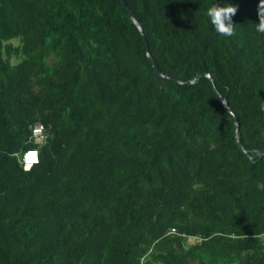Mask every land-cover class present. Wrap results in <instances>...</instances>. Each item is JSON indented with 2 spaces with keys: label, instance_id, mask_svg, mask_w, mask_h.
Segmentation results:
<instances>
[{
  "label": "trees",
  "instance_id": "obj_1",
  "mask_svg": "<svg viewBox=\"0 0 264 264\" xmlns=\"http://www.w3.org/2000/svg\"><path fill=\"white\" fill-rule=\"evenodd\" d=\"M123 1L162 76L119 0H0V264H264L259 0Z\"/></svg>",
  "mask_w": 264,
  "mask_h": 264
},
{
  "label": "clouds",
  "instance_id": "obj_2",
  "mask_svg": "<svg viewBox=\"0 0 264 264\" xmlns=\"http://www.w3.org/2000/svg\"><path fill=\"white\" fill-rule=\"evenodd\" d=\"M237 11L238 6L231 4L220 6L216 3L206 10L205 15L218 36L230 38L236 33V24L232 18L237 14ZM257 19L258 23L253 24L254 31L264 34V0H259L257 4ZM259 107L261 111H264V101H261ZM245 238L247 237L245 236Z\"/></svg>",
  "mask_w": 264,
  "mask_h": 264
},
{
  "label": "built area",
  "instance_id": "obj_3",
  "mask_svg": "<svg viewBox=\"0 0 264 264\" xmlns=\"http://www.w3.org/2000/svg\"><path fill=\"white\" fill-rule=\"evenodd\" d=\"M43 131L42 126L40 124H35L31 128V141L36 145H41L43 142ZM37 161V149L31 148L26 150L20 157V163L23 170H28L30 166ZM174 229H170L169 233L172 234ZM190 243L194 242L192 238H190ZM189 243V238L186 240Z\"/></svg>",
  "mask_w": 264,
  "mask_h": 264
},
{
  "label": "water",
  "instance_id": "obj_4",
  "mask_svg": "<svg viewBox=\"0 0 264 264\" xmlns=\"http://www.w3.org/2000/svg\"><path fill=\"white\" fill-rule=\"evenodd\" d=\"M119 1H120V3L123 5V7H124V9H125V11H126V13H127V15L130 17L131 21L134 23V25L136 26V28L139 30V33H140V36H141V39H142V43H143V46H144V53H145V55H146V57H147V60L149 61L150 65H151V67L155 70V73H156L158 76H162L161 73L158 71V68H157L156 64L153 62V60L150 58V56H149V54H148L147 46H146V42H145V39H144V37H143V35H142V31L140 30V27H139L138 23H137V22L135 21V19L129 14V11H128V9H127L126 6H125L124 1H123V0H119ZM200 76H201V77H207V78L209 77V75H208L207 73L196 72L195 75H194V77H193V79L186 81L185 84H191V83H193V82H194L198 77H200ZM168 79H170V80H172V81H174V82H177V81H175V80H173V79H171V78H168ZM177 83L181 84V82H177ZM220 101H221V104L225 107L226 105H225V101H224V99H223V98H220ZM225 108H226L227 112H229V113L232 115V118H233V121H234V128H235V131H236V118H235L234 114L230 111V109H228L227 107H225ZM235 141H236V144L238 145V147H239L242 151H244L243 148H242V146H241V144H240V142L238 141V137H237V135H235ZM259 154H264V151H259Z\"/></svg>",
  "mask_w": 264,
  "mask_h": 264
},
{
  "label": "rangeland",
  "instance_id": "obj_5",
  "mask_svg": "<svg viewBox=\"0 0 264 264\" xmlns=\"http://www.w3.org/2000/svg\"><path fill=\"white\" fill-rule=\"evenodd\" d=\"M17 42H18V40L17 39H12L11 40V43L13 44V45H16L17 44ZM191 241H190V238H189V243H190Z\"/></svg>",
  "mask_w": 264,
  "mask_h": 264
}]
</instances>
